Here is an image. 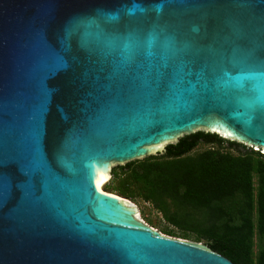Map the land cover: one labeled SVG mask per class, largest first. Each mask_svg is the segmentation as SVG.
Masks as SVG:
<instances>
[{"label":"water","instance_id":"1","mask_svg":"<svg viewBox=\"0 0 264 264\" xmlns=\"http://www.w3.org/2000/svg\"><path fill=\"white\" fill-rule=\"evenodd\" d=\"M198 131L264 151V0H0V264H234L102 192Z\"/></svg>","mask_w":264,"mask_h":264},{"label":"trees","instance_id":"2","mask_svg":"<svg viewBox=\"0 0 264 264\" xmlns=\"http://www.w3.org/2000/svg\"><path fill=\"white\" fill-rule=\"evenodd\" d=\"M200 145L209 148L195 153ZM111 175L108 191L149 204L184 239L193 234L234 264H264L262 149L198 131L113 167Z\"/></svg>","mask_w":264,"mask_h":264},{"label":"rangeland","instance_id":"3","mask_svg":"<svg viewBox=\"0 0 264 264\" xmlns=\"http://www.w3.org/2000/svg\"><path fill=\"white\" fill-rule=\"evenodd\" d=\"M244 147L246 149H251V148L246 147V146H244ZM207 148H209V146L200 145L198 147V149H196L195 153L204 151ZM254 150L257 151L258 149H254ZM262 152L264 153V151H262ZM112 169H113V167H112ZM112 169H111V171H112ZM111 171H110V180L104 186V190L107 193L119 196L118 194H116V192L108 191L109 190L108 187L113 188L115 186V183H112L113 181H112ZM119 197L123 198L124 200L130 202L133 206H135L138 209V211H139L140 219L142 221L148 223V225L150 226L151 229H153V230H155V231H157L159 233H162V234H164L166 236H168V235L165 234V230L173 231V232H175L176 235L175 236H168V237L176 239V240H179V241H182V242H187V243H191V244L198 245V246H201V247H206L204 242H202V241L201 242H197L193 234H189V237L187 239H184L185 237H183V236L185 234L182 231H180V230L176 229L175 227L169 225L165 221V219L163 218V216L161 214H159L156 211H154L149 204L143 203L139 198L132 199V198H124L122 196H119Z\"/></svg>","mask_w":264,"mask_h":264},{"label":"bare ground","instance_id":"4","mask_svg":"<svg viewBox=\"0 0 264 264\" xmlns=\"http://www.w3.org/2000/svg\"><path fill=\"white\" fill-rule=\"evenodd\" d=\"M109 180H110V178H109ZM109 180L105 183V185L109 182ZM105 185H104V186H105ZM104 186H103V188H102V192H103L104 194H107V195H110V196H115V197H118V198H120V199H123V198H121V197H119V196H117V195H113V194L107 193V192L104 190Z\"/></svg>","mask_w":264,"mask_h":264}]
</instances>
